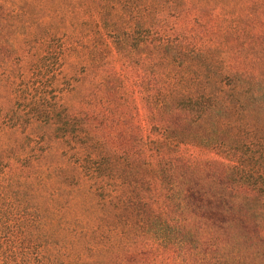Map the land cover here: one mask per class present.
<instances>
[{
    "label": "trees",
    "instance_id": "obj_1",
    "mask_svg": "<svg viewBox=\"0 0 264 264\" xmlns=\"http://www.w3.org/2000/svg\"><path fill=\"white\" fill-rule=\"evenodd\" d=\"M97 2L89 14V0L73 4L74 22L61 20L65 0L39 2L48 17L38 21L36 42L62 43L40 58L60 53L72 70L94 66L102 20L116 16L141 33L136 46L161 49L163 93L147 99L156 123L147 135L137 125L130 144L123 129L111 141L87 123H60L55 131L68 147L60 163L31 180L21 175L23 182L0 175V264H127L149 252L247 264L264 248L252 239L264 233V0H210L206 39L168 30L169 17H180L191 0ZM65 23L74 27L60 34ZM83 24L94 29L85 33ZM176 113L185 123L172 121ZM79 169L91 200L62 206L68 173Z\"/></svg>",
    "mask_w": 264,
    "mask_h": 264
},
{
    "label": "rangeland",
    "instance_id": "obj_2",
    "mask_svg": "<svg viewBox=\"0 0 264 264\" xmlns=\"http://www.w3.org/2000/svg\"><path fill=\"white\" fill-rule=\"evenodd\" d=\"M30 1L34 6L27 10L24 4ZM41 1L5 0L0 5V175L22 182L21 175L34 179L65 157L63 154L68 147L55 131L60 123H87L100 129V133H107L111 141H116V134L123 129L130 135L127 137L130 144L135 130L138 132L137 125L142 127L140 134L147 135L148 124L156 123L148 118L147 99L160 101L163 93L162 68L159 67L161 49H154L148 42L136 46L132 38L135 34L140 37L141 33H133V28L121 24L116 16H109L107 24L111 25L102 20L105 41L100 39L99 45L95 43L100 60L94 66L86 67L84 62L72 70L67 57L60 53L59 60L47 56L41 59L40 55L46 51L59 52L62 46L58 37L44 46L35 40L44 27L38 21L48 17L37 8ZM65 1L67 13L61 20L74 22L78 17L70 12L71 6L83 4L85 0ZM86 8L88 14L95 12L97 0H89ZM179 15L169 17L170 32L210 37V0H191ZM54 23L59 24L58 19ZM65 26L59 30L60 34L70 33L74 27L68 23ZM90 28L94 29L85 24L81 26L85 33ZM171 118L175 123H185L182 113ZM196 155L199 161L208 157ZM68 176L67 190L58 203L85 205L91 200L87 194L91 182L81 169ZM252 239L264 245V233L261 239ZM130 256L127 264H210V253L185 256L149 252ZM223 256L221 262L227 258ZM249 256L247 264H264V248Z\"/></svg>",
    "mask_w": 264,
    "mask_h": 264
}]
</instances>
